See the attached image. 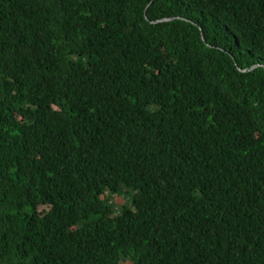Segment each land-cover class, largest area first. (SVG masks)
I'll return each mask as SVG.
<instances>
[{
	"label": "trees",
	"instance_id": "trees-1",
	"mask_svg": "<svg viewBox=\"0 0 264 264\" xmlns=\"http://www.w3.org/2000/svg\"><path fill=\"white\" fill-rule=\"evenodd\" d=\"M0 264H264V0H0Z\"/></svg>",
	"mask_w": 264,
	"mask_h": 264
},
{
	"label": "rangeland",
	"instance_id": "rangeland-1",
	"mask_svg": "<svg viewBox=\"0 0 264 264\" xmlns=\"http://www.w3.org/2000/svg\"><path fill=\"white\" fill-rule=\"evenodd\" d=\"M124 201H125V200L120 199V198H118V199L116 200V205H117V207H118V209H117V211H116V214L120 212V208L123 207V205L125 204ZM126 203H127V202H126Z\"/></svg>",
	"mask_w": 264,
	"mask_h": 264
},
{
	"label": "water",
	"instance_id": "water-1",
	"mask_svg": "<svg viewBox=\"0 0 264 264\" xmlns=\"http://www.w3.org/2000/svg\"><path fill=\"white\" fill-rule=\"evenodd\" d=\"M205 40V39H204ZM253 70H255V69H253Z\"/></svg>",
	"mask_w": 264,
	"mask_h": 264
}]
</instances>
